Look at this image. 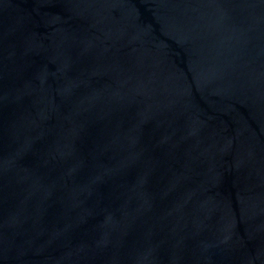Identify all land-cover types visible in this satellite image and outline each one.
Wrapping results in <instances>:
<instances>
[{
    "label": "water",
    "instance_id": "obj_1",
    "mask_svg": "<svg viewBox=\"0 0 264 264\" xmlns=\"http://www.w3.org/2000/svg\"><path fill=\"white\" fill-rule=\"evenodd\" d=\"M0 264H264V0H0Z\"/></svg>",
    "mask_w": 264,
    "mask_h": 264
}]
</instances>
